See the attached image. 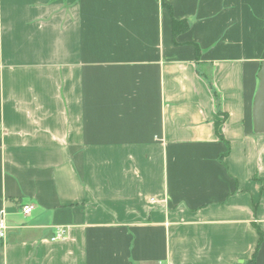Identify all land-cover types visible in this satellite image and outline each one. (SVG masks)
Instances as JSON below:
<instances>
[{
	"label": "crops",
	"instance_id": "crops-1",
	"mask_svg": "<svg viewBox=\"0 0 264 264\" xmlns=\"http://www.w3.org/2000/svg\"><path fill=\"white\" fill-rule=\"evenodd\" d=\"M263 64L264 0H0V264H264Z\"/></svg>",
	"mask_w": 264,
	"mask_h": 264
},
{
	"label": "water",
	"instance_id": "water-1",
	"mask_svg": "<svg viewBox=\"0 0 264 264\" xmlns=\"http://www.w3.org/2000/svg\"><path fill=\"white\" fill-rule=\"evenodd\" d=\"M261 84L259 92L257 93L255 100L254 108V117H255V131L256 133H264V64L259 75Z\"/></svg>",
	"mask_w": 264,
	"mask_h": 264
},
{
	"label": "built area",
	"instance_id": "built-area-1",
	"mask_svg": "<svg viewBox=\"0 0 264 264\" xmlns=\"http://www.w3.org/2000/svg\"><path fill=\"white\" fill-rule=\"evenodd\" d=\"M33 210H34V207L31 204H26L22 208L23 214L26 216L30 215L33 212ZM6 229H7V227H6L5 222L1 221L0 222V239L1 240H5V238H6ZM63 232L64 231H62L60 234H58L56 237H54L52 241H56V240L60 239L61 237H63Z\"/></svg>",
	"mask_w": 264,
	"mask_h": 264
},
{
	"label": "trees",
	"instance_id": "trees-1",
	"mask_svg": "<svg viewBox=\"0 0 264 264\" xmlns=\"http://www.w3.org/2000/svg\"><path fill=\"white\" fill-rule=\"evenodd\" d=\"M189 29V24L187 22H178L174 21L173 22V33L174 37H176L179 33L186 31ZM264 240V237L261 235L260 241L262 242ZM249 264H256V253L253 257V260Z\"/></svg>",
	"mask_w": 264,
	"mask_h": 264
}]
</instances>
